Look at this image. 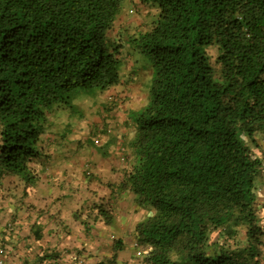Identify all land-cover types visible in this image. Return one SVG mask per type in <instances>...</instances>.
I'll list each match as a JSON object with an SVG mask.
<instances>
[{"label":"trees","instance_id":"1","mask_svg":"<svg viewBox=\"0 0 264 264\" xmlns=\"http://www.w3.org/2000/svg\"><path fill=\"white\" fill-rule=\"evenodd\" d=\"M143 1L154 9L132 23L119 21L123 0H0V190L7 176L23 195L38 182L63 186L55 181L70 159L63 149L78 136L54 118L79 112V95L125 85V97L101 102L112 119L123 100L137 99L128 96L133 66L148 60L146 95L126 106L131 141L124 134L115 146L120 182L103 181L114 187L111 199L77 209L95 223L96 250L47 252L39 263L64 264V255L120 264L136 255L138 264H264V0ZM100 124L94 143L114 131ZM84 166L92 175V160ZM126 197L147 213L127 222ZM16 221L6 224L15 235Z\"/></svg>","mask_w":264,"mask_h":264},{"label":"crops","instance_id":"2","mask_svg":"<svg viewBox=\"0 0 264 264\" xmlns=\"http://www.w3.org/2000/svg\"><path fill=\"white\" fill-rule=\"evenodd\" d=\"M123 114H126V109L125 112L118 114L115 119H111L105 113L102 119L105 122L109 121V126L114 121L115 124L112 127L114 130H124V127L119 125L122 124L123 118H127V114L122 117ZM103 120L102 123H105ZM75 132L77 131L71 133L70 136L77 135ZM124 134L127 132L125 131L123 136L120 135L122 140ZM127 136L130 135L127 134ZM72 145L63 149L64 154H68L70 159L67 163L62 164L60 172L63 175L55 180L65 181L63 186L53 182L46 185L38 182L37 189L31 187L29 191L32 190V192L23 195L22 188L18 186L20 182L8 185L9 179H11L8 176L2 180L6 187L4 190H0V240L6 247V253L2 256L3 264H41L39 263V256L47 254V252L61 254L84 247L87 250L86 253H83L84 255L92 252L91 250H96L95 230L90 231L95 223H92L90 218L87 219L89 222L84 224L82 219L89 212L85 210V214L79 216L77 209L85 200H98L105 203L114 191V187L108 188L102 182L106 181L112 184L120 182V169L124 165L119 156L116 155L119 150L117 151L113 145L108 149L106 155H101L93 149L92 157L86 156V152L83 151L84 146L78 145L74 150ZM79 156L80 158H78ZM88 159L92 160L94 165L90 171L92 175L83 174L84 163ZM101 163L102 169L95 168ZM61 194L63 196L60 198ZM10 218L17 220V235L9 232L6 228ZM85 227L87 228L85 229ZM62 259L64 264L76 262L74 259L70 261L64 255ZM88 264H92V262Z\"/></svg>","mask_w":264,"mask_h":264},{"label":"rangeland","instance_id":"3","mask_svg":"<svg viewBox=\"0 0 264 264\" xmlns=\"http://www.w3.org/2000/svg\"><path fill=\"white\" fill-rule=\"evenodd\" d=\"M135 0H123L122 2V10H121V17L119 19V21H123L124 19H130L132 20V17H134L133 22L138 23L139 20L141 19V16H144L145 14L148 13L149 9H154L152 6H149L147 3H145L143 0H136V2L134 3ZM145 19H148V15L145 16ZM125 64H126V69L130 70L136 68V72L134 75V82H137L134 86L130 87V89L133 91L132 95L130 92V95L128 94V96L130 98H133L132 96L137 95V101L140 100V98H143L146 94L145 91L146 86H148V83L151 81L152 79V65H150L148 63V60H140V61H136L134 63V66L131 67L132 62H133V58H128L127 60H124ZM137 63V64H136ZM136 64V65H135ZM145 90L143 85H145ZM129 87L122 85L118 86L110 91H97L94 94H83V95H79L76 99H74V104L77 108V110H79V112H76V114H74L73 117L69 116L68 111H60L59 114L54 118V121L57 123H60L61 125H64L66 122H70L71 124V128H70V133H74V131L78 136V139L73 137L75 141L73 142V149L75 150L77 148V146L79 144H87V147L83 148V151L86 152V156L87 157H92L91 156V152L92 150H96L97 153H100L101 155H104L103 151L106 149V147L110 144H108V141L110 142L113 141V145L116 146L118 144V141L120 140V135H123V133L126 131L127 134H129V142L131 141V136L133 135V129L132 126L133 124L131 123V119L129 118V115L127 114V118H128V126L125 128V124H119L121 127H124L123 129H115L114 131H112L110 129V132H108L107 134L103 135V137H100L99 141L94 143L92 140V136L95 134V132L98 130V128L101 126V122H102V116L104 114L102 108H101V102L104 100H106V98H108L109 96L112 97H118V96H113L115 94L119 95L121 94L123 97H125V95H123L124 92H127V89ZM138 93V94H137ZM134 94V95H133ZM125 99L123 100L118 106H116L111 112V115H113L112 119H115L117 117L118 114H121L123 112H125V109L128 107V110L130 111L132 108H134L133 104L135 103L134 101H136L134 98L132 100ZM147 99H145L143 101V106L146 104ZM127 106V107H126ZM125 108V109H124ZM126 116V114H123L122 117ZM106 117V116H105ZM98 118H100L99 121ZM80 121V122H78ZM72 122V123H71ZM115 124L114 121L111 122V127H114L113 125ZM122 127V128H123ZM66 133H69V131H66ZM79 134V135H78ZM93 134V135H92ZM70 135V134H69ZM75 135V134H73ZM262 148H264V142L262 141ZM257 148V145H254V149ZM257 151H259L260 149H256ZM259 155L261 157H264V152L262 150H260ZM75 155V154H73ZM80 158V156L78 157ZM84 160V158H82ZM263 162H264V158H263ZM97 169H102V163L99 164L97 167H95ZM124 201V202H123ZM258 202L263 204L264 206V184L258 189ZM132 201L130 199V197H126L122 200L121 203V214L125 215L124 212H132L129 214L128 218H127V222L129 220H132L134 222V220H136L137 218H141L144 214L147 213V211L145 210H139L138 213H136L135 211H133L135 205H131ZM129 205V206H128ZM129 207L128 210H126V207ZM261 206V205H260ZM262 208V207H261ZM130 225V224H129ZM1 247V246H0ZM2 248V247H1ZM123 256V255H122ZM120 256V258L122 257ZM124 257V256H123ZM132 257V258H131ZM129 257V259L124 257L125 261L120 262V264H138V262L140 261V257L137 258L138 256L134 255ZM130 258L132 260H130Z\"/></svg>","mask_w":264,"mask_h":264},{"label":"built area","instance_id":"4","mask_svg":"<svg viewBox=\"0 0 264 264\" xmlns=\"http://www.w3.org/2000/svg\"><path fill=\"white\" fill-rule=\"evenodd\" d=\"M1 252H3V249L0 247V253H1ZM0 263H1V261H0Z\"/></svg>","mask_w":264,"mask_h":264}]
</instances>
